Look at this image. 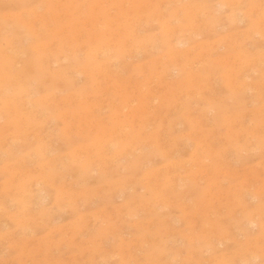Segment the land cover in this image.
Returning <instances> with one entry per match:
<instances>
[{
  "label": "rangeland",
  "instance_id": "rangeland-1",
  "mask_svg": "<svg viewBox=\"0 0 264 264\" xmlns=\"http://www.w3.org/2000/svg\"><path fill=\"white\" fill-rule=\"evenodd\" d=\"M5 2L9 0H0V4ZM15 2L164 6L221 4L226 0ZM179 11L180 15H175L176 9L164 7L122 9L110 20V29L119 28L125 18L133 16L145 29L139 40L118 53L108 42L98 41L93 47L95 53L81 58L80 36H99L102 14L100 10H71L66 14L84 17L86 22L65 26L60 36L71 32L72 38L63 39L55 51L41 49L35 53L33 71L46 95L41 99L25 92L14 96L11 105L29 137L42 143L45 152L43 160L37 154L34 161L19 165L33 178L32 188L21 193L23 202L43 205L50 193L85 178L92 182L82 189L79 199L65 197L51 213L17 216L13 221L4 208L7 146L0 139V259L5 258L7 222L13 221L18 229L16 239L28 245L26 259L118 261L134 258L133 252L136 257L148 258L149 246L158 235L163 248L156 258L175 259L179 252L182 259H217L221 258L217 252L233 253L238 248V258L260 260L258 243L249 249L237 240L234 227L231 234L228 231L230 224L243 221L249 227L255 224L258 234L260 222L258 210L248 217L241 208V197L250 187L242 181H254L257 198L260 188L259 28L244 35L236 27H217L213 21L221 14L220 9ZM240 11L234 10L237 15ZM197 13L205 19L195 24L186 22ZM158 23V34L147 30ZM2 31L0 25V34ZM249 66L254 76L251 90L238 77L239 71ZM133 96L139 102L136 109L128 103ZM3 102L0 87V120ZM37 111L45 113V127L29 120ZM248 114L255 116L256 134L242 151L254 155L250 165L239 153L233 157L219 153L221 142L227 143V125L238 127ZM133 117L137 128L158 130L159 135L149 132L125 139V126L133 123ZM155 189L167 195L149 199ZM209 219L215 225L210 239L192 231Z\"/></svg>",
  "mask_w": 264,
  "mask_h": 264
},
{
  "label": "snow or ice",
  "instance_id": "snow-or-ice-1",
  "mask_svg": "<svg viewBox=\"0 0 264 264\" xmlns=\"http://www.w3.org/2000/svg\"><path fill=\"white\" fill-rule=\"evenodd\" d=\"M176 9L175 15H180L179 10L184 9H220L221 14L215 17L213 21L217 27L223 26L224 30L236 27L244 35L251 33L258 27L261 37L260 41V154H261V174L259 196L254 194V181L245 178L242 182L250 185L249 189L241 197V208L245 210L248 217L254 216L259 212L258 234L256 225L249 227L243 221H235L228 227L231 234L233 227L235 228L237 240L242 245H247L249 249L257 243L261 251L259 261L238 258L236 253L239 249H235L233 253L217 252L221 258L208 260L182 259L179 258L181 253L178 252L177 258L167 260L156 258L158 253H162L163 246L159 241V236L153 238L152 244L149 246L151 251L147 253L148 258L122 259L118 261H88V260H60V259H35L24 258L29 251L27 243L16 239L17 227L13 222L17 216L31 217L43 212L51 213L55 210L57 203L65 197L79 199L83 195L82 189L91 184V180L85 178L81 183L65 186L56 193H50L43 205L33 202L24 204L21 193H27L33 185V178L26 176L19 168L22 162L34 161L37 158L43 160L45 152L42 143H37L34 138H30L25 131L24 123L16 117L12 111L13 97L28 94L43 99L46 95V88L42 82L37 79L33 67L35 61L33 59L35 53L44 49L48 52L55 51L58 43L63 39H71L72 34L68 32L61 37L60 32L65 26H72L80 22H86L84 17H75L67 15L71 10H100L102 14V22L100 34L97 36L93 33L82 34L79 43V55L81 58H87L88 54L93 51L94 44L99 42H108L112 51L118 53L122 47L135 43L142 36L143 29L141 24L133 16L125 18L120 27L110 29V20L118 16L122 9L140 10L145 8ZM240 9L239 15L234 10ZM47 10V12H45ZM94 19V17H93ZM205 17L198 13L194 16L186 18V22L195 24L203 21ZM172 21L165 20V23ZM177 23L182 21L177 20ZM0 25L3 27L0 34V87L4 91L3 102V119L0 120V139L7 146L3 163V185H4V208L5 211L12 214L13 221H8L3 239L5 241V258L0 259V264H264V0L255 3L250 0L247 3L224 2L221 4H176V5H142V4H116V3H92V4H32L15 2L9 0L0 4ZM161 25L155 24L150 26L149 31L158 34ZM96 60L100 61L101 57L97 54ZM241 78L249 86L254 79L251 66L241 69L238 73ZM78 83V82H75ZM129 103L133 109L138 107V100L133 96L129 97ZM127 111V110H126ZM45 113L37 111L34 115L29 116V120H36L41 127L47 125L44 119ZM255 116L248 114L239 122V126L227 125L230 129L227 134V143L223 141L219 147V153L225 157H233L237 153L245 164L250 165L254 159L251 152H243L252 137L256 134L254 127ZM235 127V130L231 129ZM126 136L143 137L146 133L158 136L159 131H153L147 128H137L135 126L134 117L131 125L125 126ZM223 127L221 131H223ZM23 136V140L20 137ZM147 143V141H146ZM47 164H51L50 161ZM237 182L240 181L238 176ZM147 195V194H145ZM167 193L162 189H155L149 199L163 198ZM258 205V209H257ZM7 220V217H6ZM211 219L206 220L204 225L196 226L192 229L197 235L211 238V232L214 228ZM162 231V228L159 230ZM130 249L132 246H129ZM211 251V250H210ZM36 255V253H32Z\"/></svg>",
  "mask_w": 264,
  "mask_h": 264
},
{
  "label": "bare ground",
  "instance_id": "bare-ground-1",
  "mask_svg": "<svg viewBox=\"0 0 264 264\" xmlns=\"http://www.w3.org/2000/svg\"><path fill=\"white\" fill-rule=\"evenodd\" d=\"M181 4H182V3H181ZM172 12H173V11H172ZM83 24H84V23H83ZM77 31H79V30H77ZM79 36H80V35H79ZM100 47H101V46H100ZM101 48H102V47H101ZM97 49H98V48H97ZM94 50H96V48H95ZM94 50H93V51H94ZM99 51L101 52V50H99ZM99 51H96V52H97L96 54H98ZM100 52H99V53H100ZM104 52H105V51H104ZM94 53H95V51H94ZM94 53H92V54H94ZM37 54H38V53H37ZM107 61H108V60H107ZM100 64H101V63H100ZM104 65H105V64H104ZM61 72H62V71H61ZM180 72H181V71H180ZM57 73H58V72H57ZM55 74H56V73H55ZM68 88H69V87H68ZM128 103H129V102H128ZM19 104H20V103H19ZM124 106H125V105H124ZM27 117H28V116H27ZM28 124H29V123H28ZM117 134H118V133H117ZM35 197H36V196H35ZM44 202H45V201H44ZM253 222H254V221H251L250 223L252 224ZM30 229H31V228H30Z\"/></svg>",
  "mask_w": 264,
  "mask_h": 264
}]
</instances>
